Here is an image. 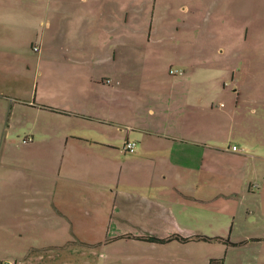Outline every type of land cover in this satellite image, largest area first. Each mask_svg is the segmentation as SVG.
Wrapping results in <instances>:
<instances>
[{
  "label": "crops",
  "instance_id": "obj_1",
  "mask_svg": "<svg viewBox=\"0 0 264 264\" xmlns=\"http://www.w3.org/2000/svg\"><path fill=\"white\" fill-rule=\"evenodd\" d=\"M103 2L121 8L106 11ZM140 2L0 0V162L16 157V167L40 177L21 194L44 197L50 215L32 223L34 237H10L0 264H71L69 227L84 221L105 227L103 242L119 254L136 246L209 264L211 255L184 247L215 237L210 222L225 230L237 211L217 199L236 197L261 173L264 157L224 137L231 109L213 104L219 76L207 62L175 43L161 78L153 63L166 45H135V32L165 29L131 11ZM125 141L136 142L133 153Z\"/></svg>",
  "mask_w": 264,
  "mask_h": 264
},
{
  "label": "rangeland",
  "instance_id": "obj_2",
  "mask_svg": "<svg viewBox=\"0 0 264 264\" xmlns=\"http://www.w3.org/2000/svg\"><path fill=\"white\" fill-rule=\"evenodd\" d=\"M103 5L106 11L121 8L120 3ZM131 7V11L145 12L148 19L154 16L153 21L165 27L159 30L157 26L160 33L135 32L133 39L141 49L146 43L166 45L161 61L153 63L157 75L162 78L165 68L168 71L173 44H189L192 49L188 53L206 61L213 69L210 72L219 76L213 104L222 103L231 109L224 137L235 143L244 139L251 157H264V0H143ZM170 68L174 70V64ZM236 92L238 99L234 98ZM6 115L7 101L2 98L0 122ZM15 160L7 157L0 162V257L9 254L10 237H17L19 232L24 239L34 237L37 231L32 223L50 218L44 197L32 202L28 194H21L38 185L40 177L16 167ZM260 171L249 175L236 197L217 199V205L228 204L237 211L225 230L218 221L210 222L207 232L215 237L210 235L208 242L193 243L184 249L211 255V260H222V264H264V256L260 257L264 252V164ZM42 173L46 185L50 171ZM75 225L69 227L75 236L66 242L71 264H181L178 259L162 258L136 246L124 248L128 253L119 254L114 244L103 242L105 227L89 221ZM38 243L44 242L26 244Z\"/></svg>",
  "mask_w": 264,
  "mask_h": 264
},
{
  "label": "built area",
  "instance_id": "obj_3",
  "mask_svg": "<svg viewBox=\"0 0 264 264\" xmlns=\"http://www.w3.org/2000/svg\"><path fill=\"white\" fill-rule=\"evenodd\" d=\"M33 50L34 51H37L38 50L37 46L33 47ZM169 72L171 74H176V71H174L172 69H170ZM30 140H31V138L28 137V136L22 138V141L23 142L30 141ZM136 145L137 144H136L135 141H125L124 144H123L122 149H123L124 152L133 153L135 151V149H136ZM231 150L235 151L236 150V147L235 146H232L231 147ZM3 264H15V262H13V261H7V262H5Z\"/></svg>",
  "mask_w": 264,
  "mask_h": 264
},
{
  "label": "trees",
  "instance_id": "obj_4",
  "mask_svg": "<svg viewBox=\"0 0 264 264\" xmlns=\"http://www.w3.org/2000/svg\"><path fill=\"white\" fill-rule=\"evenodd\" d=\"M177 240H180V241H186V239H183V238H178V237H175ZM199 239L201 240H211V238H208V237H198ZM209 264H222V260H210L209 261Z\"/></svg>",
  "mask_w": 264,
  "mask_h": 264
}]
</instances>
